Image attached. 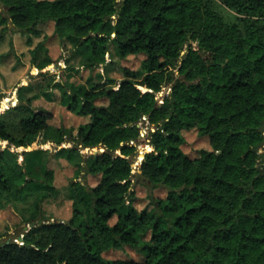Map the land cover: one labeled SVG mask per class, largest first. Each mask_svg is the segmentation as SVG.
Masks as SVG:
<instances>
[{
  "label": "trees",
  "instance_id": "obj_1",
  "mask_svg": "<svg viewBox=\"0 0 264 264\" xmlns=\"http://www.w3.org/2000/svg\"><path fill=\"white\" fill-rule=\"evenodd\" d=\"M46 25L73 44L81 69L107 68L110 44L123 59H146L119 81L90 76L84 90L55 80L0 114V190L19 202L60 194L54 171L29 169L40 146L70 138V161L82 147L95 155L66 189L72 217L44 218L21 242L0 244V264H264V0H0V105L53 64L40 55ZM56 89L68 111L89 118L76 134L35 106ZM145 119L150 150L136 170ZM193 129L211 146L196 158L183 150ZM14 149L20 174L7 161ZM139 181L166 197L139 211ZM125 247L144 260L104 257Z\"/></svg>",
  "mask_w": 264,
  "mask_h": 264
},
{
  "label": "rangeland",
  "instance_id": "obj_2",
  "mask_svg": "<svg viewBox=\"0 0 264 264\" xmlns=\"http://www.w3.org/2000/svg\"><path fill=\"white\" fill-rule=\"evenodd\" d=\"M44 31L50 38L45 44L46 49L40 55L41 58L47 56L53 64L42 71L34 69L31 74L25 76L18 84L14 94L10 98L3 99L0 105V114L10 108L26 104L28 97L45 90L46 85L51 84L55 80L62 82L71 91L84 90L88 89L91 85L88 83L90 76L96 77L98 73H106L108 77L119 81L124 77L123 68L139 70L146 59L145 55H130L123 59L119 56L117 47L110 44V53L108 55L110 65L107 68H99L96 71L81 69V59H73L72 57L73 44L67 40H61L57 35H54V27L52 25H46ZM193 47L198 48V44H193ZM175 78H179L177 72L175 73ZM167 91L168 89H165L161 96ZM61 100L62 94L59 89H56L53 91V99L47 100L41 98V100L35 102V106L45 108L52 113V118L50 119L51 125L61 127L66 131L73 129L76 134L80 125L88 123L89 118H82L71 113ZM104 103L106 101L100 102V104ZM6 120H9V118H6ZM14 124H17L16 119ZM150 128L147 119H145L141 123V137L137 142L138 151L132 158L136 170L144 152L150 150V146L148 145V132ZM11 132L15 133V130H11ZM183 134L186 140L183 150L189 157L196 158L199 157L202 150H211L209 139L201 137L197 130L185 131ZM1 144L4 143L0 141ZM35 147L39 146L36 145ZM70 147H72V140L70 138L63 145H59L57 141H49L39 147L44 151L35 163H32L29 167L30 171L39 177L43 175L44 169L55 172V184L60 190L57 198L43 200V192H35L27 201L19 202L15 195H7L0 190V244L21 242L22 234L37 226L44 218H48L49 220L44 222L50 224L56 221H67L72 217V202L66 197V189L73 179L80 176L83 170L81 164L85 160L89 164H92L95 160V155L87 148L82 147L81 152L76 156L74 161H70L68 159V151L65 150ZM14 150L20 155L17 158L15 154L9 153L7 161L15 172L20 174L24 170L21 165L24 155L20 153L22 152L21 150ZM98 180L99 177H92L91 175L87 177L88 183L92 185L96 184ZM136 193L138 199L135 205L139 211L147 207L151 208V196L165 198L167 195V191L164 188L151 190L141 181L136 184ZM143 239H148V236H144ZM104 257L109 260H144L141 254L130 247L111 249L104 254Z\"/></svg>",
  "mask_w": 264,
  "mask_h": 264
}]
</instances>
